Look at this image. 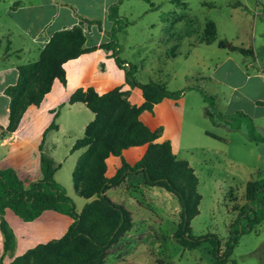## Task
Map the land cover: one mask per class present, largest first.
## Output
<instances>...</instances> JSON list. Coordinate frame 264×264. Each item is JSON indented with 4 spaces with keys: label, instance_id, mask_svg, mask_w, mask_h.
Listing matches in <instances>:
<instances>
[{
    "label": "rangeland",
    "instance_id": "rangeland-1",
    "mask_svg": "<svg viewBox=\"0 0 264 264\" xmlns=\"http://www.w3.org/2000/svg\"><path fill=\"white\" fill-rule=\"evenodd\" d=\"M150 2L123 0L119 16L125 26L117 34L120 56L137 67L136 78L142 83H158L154 70L160 65L163 71L174 74L173 87H193L195 124L201 129L214 128L229 141L215 148L221 152L219 156L208 151L203 155L201 149L185 151L186 156L183 153L202 181L199 192L203 199L200 214L191 223L192 233L215 234L224 249L237 231L235 224L246 204L247 182L264 178V142L249 139L248 119L242 116L250 117L257 135L264 137V80L261 76L248 80L245 75H264V0ZM210 22L215 23L217 36L207 45L202 41ZM220 42H225L226 48H220ZM138 44L141 47L136 49ZM233 47L255 49L257 56L247 59L231 51ZM163 48L166 54H160ZM176 51L179 53L173 56ZM247 60L256 63L249 70L243 64ZM208 77L216 82H209ZM200 91L215 98L210 111L220 125L207 117ZM188 115L189 108L186 127ZM115 198L129 207L134 222L131 231L110 249L106 264H214L208 244L185 250L175 240L180 205L172 194L146 187L136 178L118 190ZM227 264H264V219L239 237Z\"/></svg>",
    "mask_w": 264,
    "mask_h": 264
},
{
    "label": "trees",
    "instance_id": "trees-1",
    "mask_svg": "<svg viewBox=\"0 0 264 264\" xmlns=\"http://www.w3.org/2000/svg\"><path fill=\"white\" fill-rule=\"evenodd\" d=\"M143 1L151 3L150 0ZM122 4L123 0H119L109 8V19L114 23L107 34L109 42L97 47H86L84 21L80 20L79 25L72 29L56 32L43 49L38 62L20 66L17 83L5 91L10 99V113L9 125L2 136L17 130L27 108L39 106L56 79L66 84L65 63L103 49L112 51L111 57L116 65L125 71L127 85L142 91L144 103L141 106L133 105L129 100L130 92L122 91V87L103 95H99L92 87L80 88L71 95V105L83 103L95 114L84 137L78 139L72 148V152L87 148L79 158L72 177L76 194L87 200L92 199L80 213L76 211L75 202L67 195L65 188L54 179L59 167L55 166L48 154L46 139L51 132L59 130L55 121L45 130L39 146L41 179L25 186L13 169L0 171V230L4 240L0 264H3L4 257L13 255L17 244L15 234L5 219L6 209H11L26 222L34 221L46 210H54L73 219L62 238L39 244L16 257L10 264H106L110 249L133 228L131 211L115 203L107 192L136 178H140L144 186L164 189L178 199L180 222L173 235L175 240L185 250L208 244L214 264H227L239 243V237L251 232L253 226L264 219V178H259L246 184V204L241 208L242 213L235 224V228L238 226L239 229L224 249L215 234L193 235L191 223L199 216L203 199L195 169L187 160L173 153L170 141L158 142L162 128L152 131L140 120L143 112H152L154 106L164 99L178 100L189 89L171 91L161 83H140L137 80V67L120 56L117 34L125 26L119 16ZM88 23L101 27V21ZM216 36L215 23H208L202 42L210 45L216 41ZM218 46L226 48V43L220 42ZM230 50L245 57H255L252 48L233 47ZM200 93L207 104V117L214 125H220L210 111L215 106V98L203 91ZM58 114L59 111L56 116ZM242 116L248 119L249 139L264 142V137L257 135L253 120L245 114ZM145 145L146 153L139 162L134 166L124 162L114 177H106V160L110 156H121L129 148ZM244 222L246 228L242 226Z\"/></svg>",
    "mask_w": 264,
    "mask_h": 264
},
{
    "label": "crops",
    "instance_id": "crops-1",
    "mask_svg": "<svg viewBox=\"0 0 264 264\" xmlns=\"http://www.w3.org/2000/svg\"><path fill=\"white\" fill-rule=\"evenodd\" d=\"M118 1L0 0V171L13 169L25 186L41 179L43 175L39 146L45 130L55 121L59 130L48 135L46 149L54 160L55 166L59 167L54 174V179L65 188L67 195L74 200L78 213L92 199L87 200L76 194L72 178L76 164L87 148H81L74 152H72V148L78 139L84 137L88 124L95 119V114L83 103L71 105L69 103L71 95L80 88L92 87L99 95H103L117 87H122V91L130 92V102L133 105L141 106L144 103L142 91L139 88L132 89L127 85L125 71L116 65L115 60L111 57L112 51L98 49L65 63L66 84L56 79L51 91L46 94L41 104L39 106L31 105L27 108L17 130L2 136L9 125L10 113V99L5 91L17 83L20 66L38 62L43 49L52 36L56 32L72 29L79 25L80 20L84 21L86 47H97L109 42L107 34L114 25L113 21L109 19V8ZM88 21H101V27L89 24ZM161 43L163 42L161 41ZM139 47H141L140 44L135 48ZM253 50L255 52V49ZM160 52V54H166V49L163 48ZM178 53L176 51L173 56ZM230 58L228 56L227 59ZM165 60L169 62L168 57H164ZM247 61L243 64L248 70L251 65L256 64L254 60ZM162 69L159 65L154 70L158 83L166 85L171 91L187 89L188 86L173 87L174 74ZM245 75L248 80L256 78V76H261L264 80L263 74ZM206 78L201 77V79ZM208 79L209 82L215 81L214 77H208ZM137 80L142 83L138 78ZM192 88H188L189 90L178 100L164 99L154 106L152 112H143L140 115V120L152 131L162 128V135L158 142L170 141L173 153L178 158L185 159L184 157L187 155L185 151L197 149H201L203 155H206L205 151H208L219 156L221 152L215 148L218 144L229 143V141L225 136L218 134L214 128L201 129L195 124L191 105H196V102L191 99L194 96L191 95L194 92ZM188 108L189 122L186 127ZM57 111L59 114L56 116ZM198 140L208 143L211 147L203 146L202 143H198ZM146 150L147 146L145 145L129 148L121 156H110L106 160V177H114L124 162L134 166L142 159ZM187 161L191 164V161ZM203 163L208 166L206 159ZM199 183H202L200 178ZM125 185L109 190L107 195L115 203L123 205L131 211L126 204L115 198V193ZM5 219L15 234L17 244L13 255L4 257L3 264L12 263L16 257L39 244H46L62 238L73 223L70 216L54 210H46L34 221L26 222L11 209H6ZM3 251L4 240L0 230V258Z\"/></svg>",
    "mask_w": 264,
    "mask_h": 264
}]
</instances>
